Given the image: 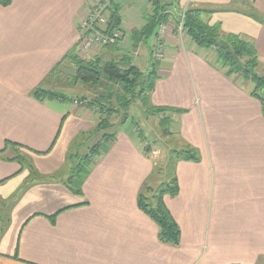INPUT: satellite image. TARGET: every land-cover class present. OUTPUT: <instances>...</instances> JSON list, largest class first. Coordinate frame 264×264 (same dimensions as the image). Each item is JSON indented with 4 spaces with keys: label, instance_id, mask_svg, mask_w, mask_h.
<instances>
[{
    "label": "crops",
    "instance_id": "1",
    "mask_svg": "<svg viewBox=\"0 0 264 264\" xmlns=\"http://www.w3.org/2000/svg\"><path fill=\"white\" fill-rule=\"evenodd\" d=\"M98 1L11 0L0 6V264H264L263 108L250 88L217 70L203 48L169 36L148 94L149 108L184 111L165 114L174 121L170 135L178 146L169 151L187 145L199 155L198 162L172 164L177 194L163 197L179 228L177 247L159 241L157 225L139 208L155 164L135 125L116 126L106 143L92 108L30 96L51 88L47 76L77 48L79 25ZM231 1L173 3L178 10L215 8L206 22L252 43L257 68L264 70V24L223 11ZM252 1L264 16V0ZM114 3L127 32L144 27L145 0ZM139 12L134 25L128 16ZM84 137L100 143V153L72 181L77 195L64 183L73 165L69 154H80ZM24 154L37 176L19 162Z\"/></svg>",
    "mask_w": 264,
    "mask_h": 264
},
{
    "label": "trees",
    "instance_id": "2",
    "mask_svg": "<svg viewBox=\"0 0 264 264\" xmlns=\"http://www.w3.org/2000/svg\"><path fill=\"white\" fill-rule=\"evenodd\" d=\"M11 0H0V6L6 7L10 5ZM235 3L239 4H246V0H232L231 4L234 5ZM247 5V4H246ZM248 7L251 8L250 12L246 11H235L238 13H243L248 17L252 18L256 22L260 24H264V16H262L259 12H257L252 4H248ZM157 10L161 12V8L157 9L155 7V13L151 16V18H147V25L139 31L140 36L149 37L157 28V25L160 22H166L167 16L166 12L163 11V14L159 13L157 16ZM109 14V19L106 21V32H109L113 29L119 28V23L121 19L119 17V6L112 1L110 4L109 9L107 10ZM223 11H233L230 8L223 10ZM213 10H201V9H191L186 12L184 19H183V27L186 30V34L189 35L191 41H193L197 46L202 48H216L217 50V65L215 67L217 70H224L229 66H237L238 72L244 78L250 79V82L255 85V89L251 92V96L256 98L260 101L262 108H263V115H264V100L258 96L257 90H264V76L260 75L256 69L259 66L258 63V56L254 49L252 43L240 38L237 35L233 34H224L220 29V24H206L201 22L200 16L204 14H213ZM162 19V21H160ZM218 36H220L219 42H217ZM117 46L106 47V49H113ZM77 51V48L72 50L69 54H67L61 62L56 65V67L50 71L49 75L47 76V80H50L55 77V75L59 74V71L63 67V65H71L73 68V73L76 76L77 83L83 84H90L95 85L97 82L104 78L112 84V86H117L119 88V92L114 97L117 99L118 104V111L124 112L125 116H123V120L119 125H123L126 120V111L128 106L130 105L131 98L137 99V93L146 94L145 103L148 105V94L153 89V82L148 84V87H144L140 85V74L136 68L133 66L122 67L119 69V62H101L99 58L91 59H82ZM124 59V58H123ZM243 59L244 62L239 64L237 61ZM101 62V63H100ZM102 64V65H101ZM238 64V65H237ZM151 72V71H150ZM150 74V73H148ZM225 76L228 78L230 74L227 73ZM139 92L135 95V90ZM30 96L35 99L36 101H44V100H59L62 103H74L75 105L85 106L88 108H95L97 109L96 114L98 115V125L97 128L101 130H108L109 121L108 117L114 112L113 106L110 104L109 101H105L101 99H92L87 100L85 98H68L65 95H55L49 91H45L42 88H36L30 93ZM153 110V115L156 114H175L181 115L184 111L179 110H169V109H158V108H151ZM118 113V112H117ZM170 122V119H169ZM166 126V125H165ZM167 129V128H166ZM115 134L112 133L110 135L104 134L102 137V141L104 142H112L114 140ZM150 151L148 149L144 150V153L147 154ZM100 153V152H99ZM170 160H171V169L172 164L177 161H191V162H198L199 155L194 148L189 146H185L180 151H171L170 153ZM83 157L77 161V163L72 165L71 172L69 177L65 181L64 185L72 194H79V191L73 190L71 188L72 181L78 180L82 178L86 174V171L89 167L96 161L99 154H95L94 158L91 159L90 157ZM91 159V160H90ZM20 163H24L23 156L19 159ZM26 164V163H25ZM30 168L31 175L37 176L32 168L31 163L28 164ZM158 192L155 193L154 197L152 198L153 203L143 201L139 198V208L157 225L159 229L158 239L161 243L168 244L174 247L179 245L180 239V232L179 228L172 219L169 211L165 207L163 203V197L165 195L168 196H175L177 194V183L176 178L172 175L170 184L161 185L158 188Z\"/></svg>",
    "mask_w": 264,
    "mask_h": 264
},
{
    "label": "rangeland",
    "instance_id": "3",
    "mask_svg": "<svg viewBox=\"0 0 264 264\" xmlns=\"http://www.w3.org/2000/svg\"><path fill=\"white\" fill-rule=\"evenodd\" d=\"M104 1V0H103ZM113 0H105L103 3L107 10L109 9L110 4H112ZM165 1V3L163 2ZM101 2V0L98 1V3ZM173 1L169 0H145V3L143 4V10H149L147 17H144V27L147 25V18H151V16L155 13V7L157 9L161 8V12L157 10V13L163 14V11L166 12L167 21L166 22H160V24H166V29L161 33L160 42L157 38L158 34V27L160 24L157 25V28L155 31L151 34L149 37H143L140 36L139 31L141 29H134L132 28V32H127V28L122 26V18H121V7H119L120 12L119 17L122 22L119 23V28L122 29V40L120 41L119 45L120 47L116 50L118 58H115L113 54L115 53L114 50H109L106 48L101 47L98 44L93 45L91 48H89L88 51L81 54L82 59H91L99 58L101 62H119V69H122V67H134L137 69V71L140 74V85L144 86L145 88L148 87V84L152 83L156 78V66L165 60L167 55H165L164 45L168 37L175 38L176 41L180 42L182 44L183 39H188L189 35L186 34V30L183 27V19L187 11L191 9H181L178 10L175 6V3ZM97 3V4H98ZM252 4V0H246V4H239L235 3L228 6L231 10L235 11H246L250 12L251 8L248 7V4ZM96 4V5H97ZM207 9H215V8H209L204 7ZM226 9V8H222ZM91 10V9H90ZM89 10V13H91ZM106 10L105 13V19H109L108 11ZM205 10L206 9H201ZM218 11V10H216ZM142 12V11H141ZM139 12V13H141ZM159 13L157 16H159ZM143 16V13L140 15H129L130 21L135 25L134 21H138L137 18H141ZM209 16H212V14H204L200 16V20L203 23H206V19L209 18ZM159 18H161L159 16ZM182 20V21H181ZM162 21V19H160ZM130 22V23H131ZM182 23V31L178 32V26ZM209 24V23H208ZM80 26V25H79ZM127 27V26H126ZM138 28V27H137ZM221 29V27H220ZM129 30V29H128ZM80 33V29H78ZM154 36V39H153ZM152 38L153 40H151ZM220 36H218L217 42H219ZM138 41V42H137ZM137 42V43H135ZM193 42V41H192ZM161 44L163 48L160 52L157 51V46ZM118 45V44H117ZM199 47V46H198ZM147 48H149L150 56L147 55ZM202 48V47H201ZM206 51V55L208 56L209 61H211V64L217 65V50L216 48H203ZM107 50V51H105ZM106 52V53H105ZM119 53V54H118ZM159 55V57L157 56ZM148 62V59H150ZM164 57V58H163ZM124 58V59H123ZM100 62V63H101ZM239 64H242L244 62L243 59H240L237 61ZM148 63V64H147ZM102 65V64H101ZM238 65V64H237ZM144 67L143 72L139 70V68ZM151 71V72H150ZM224 74L229 73L231 80H235L239 83V85L250 88V92H252L255 89V85L250 82V79L244 78L240 72H238L237 66H229L226 69L222 70ZM256 71L264 76V70L262 69H256ZM73 68L71 65H63L61 70L59 71L58 75H55L54 78L50 79L51 81V88L49 90L42 88L45 91H49L52 94L55 95H65L68 98H85L87 100L92 99H103L105 101H109L110 104L114 108V112L111 114V116L108 117L109 125L111 127L108 128V130H99L101 133H105L106 135L112 134L114 131H116L119 123L123 120V116H125L124 112L118 111V104L117 99L114 97L119 92V88L117 86H112L109 82H107L106 79L101 78L97 84L90 85V84H83V83H77L78 80H76V76L73 73ZM150 73V74H148ZM135 95L137 92H139L137 89L134 91ZM137 99L135 100L133 97L131 98L130 105L128 106L126 113V120H125V126L126 127H136L137 129V135L139 142L141 143L143 152L144 150L148 149L150 152L149 157H151V160L153 164H155V170L153 172V175L150 179L149 185L145 186L144 189L141 192L140 199L145 201L153 203L152 198L154 197L155 193L158 192V188H160L161 185L170 184V180L172 177L171 173V160H170V148L173 147L174 149H177V144H175L177 141L172 137L171 132H173V124L174 121L171 120L169 115H163V114H156V116H152L153 110L151 111L149 107H147L145 103L146 93L143 95L137 93ZM257 94L259 97H261L264 100V90H257ZM80 106V105H78ZM92 111L96 113L97 109L92 108ZM118 112V113H117ZM172 115V114H171ZM174 115V114H173ZM170 118V122H169ZM166 125V126H165ZM113 127H116L113 129ZM168 130H167V129ZM113 129V131H112ZM176 130V127H175ZM170 132V133H169ZM104 135V134H103ZM103 135L100 137L99 140H102ZM177 139V137H176ZM81 140V139H80ZM96 141H93L92 137H84L82 138L81 144L82 149H80V154H73L72 152L69 154V160L75 164L77 161L83 157H90L91 159L94 158L95 154H99V147L100 143H96ZM180 144V143H179ZM88 146L84 150L83 146ZM173 149V150H174ZM24 164L26 167V170L30 172V168L28 167V164L32 161V157L28 156L27 154L23 155ZM90 159V160H91ZM66 170H63V172ZM27 172L28 177L29 174Z\"/></svg>",
    "mask_w": 264,
    "mask_h": 264
},
{
    "label": "built area",
    "instance_id": "4",
    "mask_svg": "<svg viewBox=\"0 0 264 264\" xmlns=\"http://www.w3.org/2000/svg\"><path fill=\"white\" fill-rule=\"evenodd\" d=\"M105 0L97 2L98 4L91 7V10L87 16L81 21L79 29L80 33L76 40L77 51L84 53L89 50L93 45L98 44L103 48L114 46L118 44L122 39V32L120 29H113L109 32H106V6L103 4ZM182 21V20H181ZM166 24H160L158 27L157 38L160 41L161 33L166 29ZM178 32L182 31V23L178 26ZM162 43V42H161ZM163 46L159 44L157 46V51L160 52ZM159 57V55H157Z\"/></svg>",
    "mask_w": 264,
    "mask_h": 264
}]
</instances>
